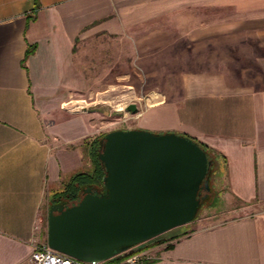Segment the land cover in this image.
<instances>
[{
    "label": "crops",
    "instance_id": "0c3cea01",
    "mask_svg": "<svg viewBox=\"0 0 264 264\" xmlns=\"http://www.w3.org/2000/svg\"><path fill=\"white\" fill-rule=\"evenodd\" d=\"M105 37L125 59H178L133 127L204 143L237 202L149 240L151 264H264V0H0V264H31L51 193L93 167L84 59Z\"/></svg>",
    "mask_w": 264,
    "mask_h": 264
},
{
    "label": "water",
    "instance_id": "95a60500",
    "mask_svg": "<svg viewBox=\"0 0 264 264\" xmlns=\"http://www.w3.org/2000/svg\"><path fill=\"white\" fill-rule=\"evenodd\" d=\"M128 110L137 111L135 102ZM103 191L87 188L71 205L51 206L50 247L82 260H104L193 220L211 160L193 139L143 128L107 132L98 152ZM202 198V199H201Z\"/></svg>",
    "mask_w": 264,
    "mask_h": 264
},
{
    "label": "rangeland",
    "instance_id": "374dc122",
    "mask_svg": "<svg viewBox=\"0 0 264 264\" xmlns=\"http://www.w3.org/2000/svg\"><path fill=\"white\" fill-rule=\"evenodd\" d=\"M99 42L101 59H84L85 73L89 76H95L92 81L94 89H97V95L88 99L94 102L87 106V113L93 124L91 138L101 136L114 129L135 128L133 126L136 125V120L140 116L141 107L144 106L145 102H148V98H151L152 101L155 100L150 93L171 91L173 83L178 82L177 75L182 68L178 64V59H125L123 40L118 42L105 37ZM126 49L125 51H127ZM113 51L115 53L113 57L116 59H108V55L109 57L111 54L114 55ZM132 102L137 104L136 112L127 108ZM212 155L214 165L208 173L209 188L203 186L200 193L201 197L206 194L207 197L201 198V205L196 214L198 225L225 220L231 215H225L224 212L237 206V202L227 198L225 193V181L218 169L220 157L213 153ZM53 192L49 204L43 209L44 231L40 243L47 242V220L51 206L71 205L79 201L84 195L77 201L66 203L64 200L52 201ZM219 213L224 214L212 217V215ZM191 223L193 226V220H191L171 231L174 233L182 232L183 229L191 228Z\"/></svg>",
    "mask_w": 264,
    "mask_h": 264
},
{
    "label": "trees",
    "instance_id": "16d2710c",
    "mask_svg": "<svg viewBox=\"0 0 264 264\" xmlns=\"http://www.w3.org/2000/svg\"><path fill=\"white\" fill-rule=\"evenodd\" d=\"M31 51L32 48H28L27 54H29ZM184 135L196 141L206 151L208 158L211 160V165L209 167L210 172L214 165L213 158L211 157L213 156L212 152L206 147L204 143L198 141L195 137L187 134ZM104 136L105 134L95 138H89L87 142V145L90 149L89 152L93 167L90 170H83L74 173L67 181L64 182V186L60 190L53 192L52 201L64 200L66 203L70 201H77L83 194H85L87 187H91L98 191H103L106 168L103 161L100 159L98 152L103 147ZM154 238H157V236L151 239ZM149 240H147V242Z\"/></svg>",
    "mask_w": 264,
    "mask_h": 264
},
{
    "label": "built area",
    "instance_id": "2783aa9c",
    "mask_svg": "<svg viewBox=\"0 0 264 264\" xmlns=\"http://www.w3.org/2000/svg\"><path fill=\"white\" fill-rule=\"evenodd\" d=\"M152 246L146 241L132 245L104 260H82L38 243L30 255L31 264H151Z\"/></svg>",
    "mask_w": 264,
    "mask_h": 264
},
{
    "label": "flooded vegetation",
    "instance_id": "af4514ba",
    "mask_svg": "<svg viewBox=\"0 0 264 264\" xmlns=\"http://www.w3.org/2000/svg\"><path fill=\"white\" fill-rule=\"evenodd\" d=\"M93 190H94L95 193H101V192H102V191H98V190H96V189H93ZM203 196H204V198H205V197H207V194H206V195H203Z\"/></svg>",
    "mask_w": 264,
    "mask_h": 264
}]
</instances>
